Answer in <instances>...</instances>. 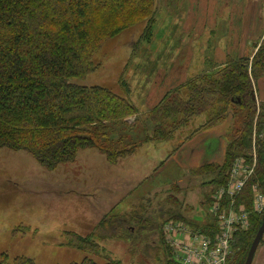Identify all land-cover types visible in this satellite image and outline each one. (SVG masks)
Returning a JSON list of instances; mask_svg holds the SVG:
<instances>
[{
  "label": "trees",
  "instance_id": "obj_1",
  "mask_svg": "<svg viewBox=\"0 0 264 264\" xmlns=\"http://www.w3.org/2000/svg\"><path fill=\"white\" fill-rule=\"evenodd\" d=\"M155 14L156 0H0V149L26 151L51 170L75 161L85 148L97 149L108 162L117 163L145 141L174 137L200 114L205 113L208 119L187 139L230 117L233 124L227 133L224 160L204 163L200 170L215 174L210 180L214 187L205 196L210 206L218 188L228 183L235 160L256 159L253 174L236 198V203L248 210L250 226L234 234L228 260V264H245L264 217V210L254 211L256 189L264 195V101L256 96L257 80L264 77V32L250 53L229 54L221 64L213 61L199 74L167 90L141 121L127 82L121 95L106 86L73 81L94 71L98 66L94 54L107 39L124 30L144 22L141 40H151ZM138 122L151 123V133L132 139L129 134ZM223 201L227 206L230 199ZM143 209V204L135 205L123 216L104 217L99 227L134 223L144 243L152 235L158 238L153 257L159 264H179L166 241L164 221H183L213 237L218 230L214 217L201 224L181 213H169L163 219L164 214H145ZM66 233L68 245L98 253L97 231ZM263 240L264 236L260 244ZM0 264L36 263L31 257L10 258L4 252ZM68 264L99 263L87 256ZM105 264L123 263L110 258Z\"/></svg>",
  "mask_w": 264,
  "mask_h": 264
},
{
  "label": "rangeland",
  "instance_id": "obj_2",
  "mask_svg": "<svg viewBox=\"0 0 264 264\" xmlns=\"http://www.w3.org/2000/svg\"><path fill=\"white\" fill-rule=\"evenodd\" d=\"M238 1L156 0L151 40H141L144 22L124 30L107 39L94 54L97 68L73 81L106 86L121 95L127 82L140 120L167 90L199 74L213 61L225 62L227 37L232 42L242 33V26L236 24ZM252 14H246V26ZM246 31L248 35L251 28ZM254 31L256 37L257 29ZM251 50L252 45L246 44L243 54ZM207 119L205 113L200 114L174 137L145 141L117 163L108 162L97 149L85 148L75 161L51 170L26 151L1 148L0 258L6 252L10 258L31 257L36 264H68L87 256L99 264L110 258L123 264H159L153 257L158 238L152 235L144 243L137 226L130 222L99 226L104 217L123 216L142 204L145 214H164L163 219L169 213H181L201 224L213 220L205 196L214 187L210 180L215 174L200 170L202 160L209 159L211 153L207 144L193 157V150L187 149L203 131L187 139L188 135ZM151 130V123L138 122L129 135L139 139ZM67 231L81 235L97 231L98 253L68 245Z\"/></svg>",
  "mask_w": 264,
  "mask_h": 264
},
{
  "label": "built area",
  "instance_id": "obj_3",
  "mask_svg": "<svg viewBox=\"0 0 264 264\" xmlns=\"http://www.w3.org/2000/svg\"><path fill=\"white\" fill-rule=\"evenodd\" d=\"M255 165V158L247 161L238 157L231 167L228 183L218 188L210 206L218 228L214 237L193 229L183 221L168 219L163 224L175 261L179 264H228L234 234L250 226L249 212L236 203V198L253 174ZM225 197L230 199L227 206L223 201ZM263 210L264 195L256 189L254 211L261 213Z\"/></svg>",
  "mask_w": 264,
  "mask_h": 264
},
{
  "label": "crops",
  "instance_id": "obj_4",
  "mask_svg": "<svg viewBox=\"0 0 264 264\" xmlns=\"http://www.w3.org/2000/svg\"><path fill=\"white\" fill-rule=\"evenodd\" d=\"M245 1L247 2V5ZM263 8H264V0H242L241 5H240V0L238 1V13L236 16V24L237 27L240 25L242 26V33L241 35L238 33L237 38H233L232 42H230L228 39L229 37H227L226 43L228 47L226 50V57L229 54L232 56L243 55V53L245 52L243 51L245 45L246 44L252 45L256 43L259 37L263 35L264 32ZM251 12L253 14L252 16H249V22H248L249 26H246L247 23L246 14L248 15ZM246 27L251 28V31L248 32V35L246 34L247 33ZM255 29H257L256 37L254 36ZM231 53L238 55H233ZM223 58L224 55L221 54V60ZM220 63H224V62L221 61ZM152 92L153 91L151 90L150 93ZM256 96L259 100L264 101V77H261L257 80ZM232 124H233L232 118L231 119L228 118L226 121L220 124L212 126L206 130H203V133L200 134L201 138L194 139L193 141L190 142L189 146L187 147L189 152L191 151V149L193 150L191 157H193L197 153V149L201 148L203 145L206 146L205 144H207L206 146L207 150L208 152L211 153V155L209 156V159L204 158L202 160V164L207 162H215V163L222 162L224 160L226 147L228 143L227 133L229 132V130H227L228 129L227 125L231 126ZM252 264H264V240L259 245Z\"/></svg>",
  "mask_w": 264,
  "mask_h": 264
},
{
  "label": "water",
  "instance_id": "obj_5",
  "mask_svg": "<svg viewBox=\"0 0 264 264\" xmlns=\"http://www.w3.org/2000/svg\"><path fill=\"white\" fill-rule=\"evenodd\" d=\"M264 236V217H263V220H262V224L261 226L259 227L257 233H256V236L251 244V247L248 251V255H247V258H246V261H245V264H252L253 263V259H254V256L256 254V251L259 247V244H260V241L261 239L263 238Z\"/></svg>",
  "mask_w": 264,
  "mask_h": 264
}]
</instances>
